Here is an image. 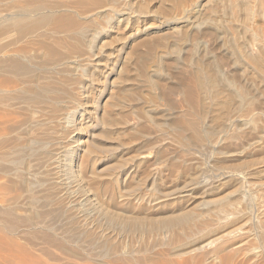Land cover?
<instances>
[{
	"label": "bare ground",
	"instance_id": "6f19581e",
	"mask_svg": "<svg viewBox=\"0 0 264 264\" xmlns=\"http://www.w3.org/2000/svg\"><path fill=\"white\" fill-rule=\"evenodd\" d=\"M152 1L0 0V251L4 253L0 252L3 255L0 259L6 255L11 258H4L5 264L10 263L8 260L16 263L15 257L19 256L25 264H51L47 262L49 259L56 264L264 262V232L256 229L257 245L251 242L256 240L251 227L264 223V203L256 204L253 211L258 200L252 199L256 200L251 204L252 212L246 205L249 211L242 208L243 183L246 189L259 187L264 193L262 170L255 167L264 161V0H154V4ZM130 23L136 27L122 55L117 53L111 58L110 54L97 51L102 55L98 58V53H93L92 48L107 32H114L122 24L125 29ZM86 28L90 31L83 36ZM108 41L107 45H111L112 40ZM109 61L113 73L103 74L102 78L109 83L110 93L102 103L97 119L102 127L96 134L117 140L116 146L133 153L131 158L128 156V166L127 159H119L120 156L108 173H113L114 182L125 175L123 186L116 191L118 198L125 197V204L137 206L186 203L158 217L122 212L104 200L97 204L100 218L120 223L126 236L108 226L110 222L106 226L100 215L96 219L87 209L75 208L76 214H70V219L74 220L71 225L76 226L77 236H72L67 230L70 224L63 229L46 220L47 214L42 212L45 209L38 211L41 205L33 203L32 191L27 193L32 199L27 206L17 200L32 182L18 173L20 169L3 165L4 161L23 160L18 153L9 159L20 136L11 139L17 130L13 132L10 127L21 111L30 115L37 110L47 115L48 124L43 122L44 136L41 133L43 137L36 142L41 146V141L48 143L46 138L51 137L61 149H57L59 155L55 158L40 155L50 160L47 169L41 167L46 176L51 174L50 184H59L58 173L62 174V168L73 161L78 174L82 173L80 176L103 177L89 168L86 155H100L111 148L77 135L80 132L75 131L76 127L83 124L77 116L88 110L81 97L83 88L78 92L76 86L90 80L93 83L99 65L106 66ZM43 123L37 122L41 126ZM24 137L22 140L29 138ZM134 142L139 144L137 148L133 147ZM10 143L13 145L9 146ZM147 148L156 150L145 152ZM165 151L169 155H162ZM44 158L42 162L46 161ZM155 163L158 166L153 167ZM225 185L234 186V190L221 194ZM64 191L56 198L57 205L67 204ZM196 193L200 196L197 199ZM47 246L59 253L53 256ZM34 251L48 257L47 263L42 260L44 256Z\"/></svg>",
	"mask_w": 264,
	"mask_h": 264
},
{
	"label": "rangeland",
	"instance_id": "374dc122",
	"mask_svg": "<svg viewBox=\"0 0 264 264\" xmlns=\"http://www.w3.org/2000/svg\"><path fill=\"white\" fill-rule=\"evenodd\" d=\"M155 3V1L153 0L152 1V4H154ZM125 25L124 24H122V25H120V26H118V28L117 29H114V32L113 31H111V32H107L106 34H105V36H104V38L102 39V40H100V41H98L97 43H96V45H95V47H96V49H95V47H93L92 48V50H94L93 51V53L94 54H96V53H98V58H100L102 55H109L110 54V56L109 57H111L112 58V56L114 55V54H121L122 55V53H123V51H125L124 49H127V46H128V44H129V41L131 40V35H132V33L135 31L134 30V28L136 27V24H134V23H130L129 25H127L126 26V28L124 29H122V27H124ZM88 28V27H87ZM85 29V30H83L82 32V35L83 36H85V34L87 33L86 31H88V33H89V31L90 30H88V29ZM120 31V32H118L117 34H116V31ZM121 30H122V32H121ZM130 31H132V32H130ZM86 32V33H85ZM130 33V35H129V33ZM88 33H87V35H88ZM120 34V35H119ZM122 34V35H121ZM118 35H119V37H118ZM125 35H127V36H125ZM109 36V37H108ZM112 36H113V38H112ZM116 37V43L114 42V38ZM120 37H122L121 39H120ZM125 37V39H127V40H125V39H123ZM128 37V38H127ZM105 39H106V41L109 43V41L108 40H112L111 41V45H107V42L105 41ZM120 39V40H119ZM117 40L119 41V42H117ZM125 40V41H124ZM122 41V42H121ZM106 43V45H103L102 46V44H105ZM115 43V44H114ZM110 44V43H109ZM126 44V45H125ZM100 45V46H99ZM111 46H112V48H111ZM98 47H99V50H98ZM104 48V49H103ZM111 49V50H110ZM112 49H113V51H112ZM119 49V50H118ZM97 51H100L101 52V54L99 53V52H97ZM103 51V52H102ZM110 53H109V52ZM117 51H119V52H117ZM105 52V53H104ZM107 52V53H106ZM112 52V53H111ZM104 53V54H103ZM101 55V56H100ZM111 62L109 61L108 63H107V65L106 66H104L103 64H101V65H99V70H101V72L99 71V70H97L96 71V73H95V77H94V79L96 78V80L94 81L93 80V83H92V81L90 80V81H86V83H85V85H83V86H81V85H77L78 87H79V89H78V87L76 86V89H77V91L78 92H81L82 91V95H81V97L84 99H82L83 100V102H85V103H87V105L84 103V105H85V108L89 111V113H90V115H89V113H88V111H85V112H83V111H80V115L79 116H77V118H78V120H80L83 124L81 125V126H77L76 128L77 129H75V131H77V133L78 132H80V133H78L77 135H79L80 137H81V139L82 140H90V139H95L98 143H100V144H102V145H104V146H106V147H108V146H110V150L108 151V152H106V153H103V154H100V155H98V154H92L93 156H90L91 154H89V156L88 155H86V158H87V165L89 166V168L90 167H92V170H95L97 173H99V174H103V177H97V176H92V175H89V176H91V178H88L89 176L88 175H85L84 174V176L82 175V176H80L82 173H80L79 172V174H78V168H77V164L75 163V161H73L72 162V164L71 165H68L70 168H68V166L66 165V166H64L62 169V171L61 172H63L62 174L59 172L58 173V179L60 180V183L59 184H56V186H54L53 185V183L52 184H50L53 180L51 179V180H49L48 178L49 177H52L51 176V174H50V176H46V173H45V170H43V169H47L49 166L47 165V163H49L48 161H50V160H48V158L50 159L51 158V156H52V158L54 157L55 158V156H58L59 155V153H57L58 152V150L60 151L61 149H59V147H57V146H55V144L53 143V141H55V140H53V139H51V137H47L46 138V140L48 139V143H47V141H41V146H40V143L38 144V142H36V139H37V141H39L40 142V137H43L44 136V134H43V132H45L44 130L46 129V127H45V122H47V124H48V117H47V115H44L43 116V114L42 113H40V112H38L37 110L36 111H34V112H32V113H30V115L29 114H27L25 111H24V113L25 114H23V111H21V113L19 112V114H17L14 118H17L18 120H20V121H18L17 119V121L16 120H13L14 121V123L15 124H13V122L11 123V127L13 126V128H11L10 127V129H12V131L13 132H16V130H17V134L16 133H13L12 131H10L11 132V134L10 135H13V137L11 136L10 138L11 139H17L16 137L18 136V135H20V136H18V138H19V140L17 139V141L16 142H18V143H16L15 145L19 148V150H18V148L15 146L14 147V154H11L10 155V157H9V159H12L14 156H15V153H18V155H21V158L23 159V160H20V159H18V160H16L15 162L16 163H12V162H10V161H4L3 162V165L5 166V167H10V168H13V167H15V168H17V169H20L19 170V172L18 173H20L22 176H23V178L27 181V182H32V184L34 185H32V184H30V186H29V189H25L24 188V190L23 191H21L20 193H19V195H18V197L17 198H20V200L19 199H17L18 201H19V203L20 204H22V205H25V206H27L28 205V203H30V201L32 200L31 199V194H30V196H28L29 194H27L28 192H30V191H32L33 193L32 194H34L35 195V199L33 200V203L35 202V204L37 205V206H40V208L42 207V209H40V208H37L36 207V205H35V208H37V209H39L38 211H42L43 209H45V210H43L42 212L44 213V214H47L46 215V220L47 221H49V222H51L52 223V221H53V225H55L56 224V226L57 225H59V226H57V227H62L63 229L64 228H67V226H69V224H70V226L67 228V230H68V233L69 234H72V236H77V233H74V231L75 230H77V228H75L76 226H74V225H71V224H74V220L71 218L70 219V217L72 216V215H75L76 214V209H81V210H84L85 209V211H86V209H87V213H90L92 216H93V218L95 217L96 219L98 218V216L101 214V213H99L98 212V208H99V205H97V204H100V202L101 201H106V202H108V204H110L111 206H113V207H115V208H117V209H119V210H121L122 212H129V211H134V212H137V213H139V214H144V213H146L148 216H150V217H158V216H162V215H166V214H169L173 209H175V208H177L178 206H184L185 205V203L186 202H184L183 201V203L182 204H178V203H176V202H165L164 204H157V205H149V206H147V205H141V206H137L136 204H128V203H126L125 204V197H120V198H118L119 197V195L117 194L118 192H116V191H118V189H119V187L121 188L123 185V182H122V180H124L123 178H124V176L125 175H122V178L120 177L119 179H118V181L117 182H114V179H113V177H112V174L111 175H109L108 173L111 171L112 172V170H113V167L116 165V160H117V158H119L120 156V158L119 159H127V161H125V165H127V164H129L130 162V155L131 154H133L132 152H129V151H127V149L125 148V147H122V146H120V147H122V149L119 147V145H117L116 146V144L118 143V141L117 140H115V139H111V138H106V137H102V136H99V135H97L98 134V132H100V130H101V127H102V125H100L101 123H100V121L99 120H97V119H99V115H101V112H102V106H103V102L105 101V100H107V98H108V96H109V93H110V87H109V83H107L106 81L104 82V79L102 78L104 75L103 74H106V73H113V70L111 71L110 70V68H111ZM110 67V68H109ZM112 69V68H111ZM102 75V76H101ZM103 80V81H102ZM103 82V86H102V83L101 82ZM91 84H90V83ZM86 84H87V86L88 87H86ZM107 84V85H106ZM85 87V88H84ZM109 87V88H108ZM83 88V89H82ZM87 88V89H86ZM82 89V90H81ZM85 89V90H84ZM81 90V91H80ZM100 90V91H99ZM102 90V91H101ZM109 90V91H108ZM109 92V93H108ZM84 94H85V96L86 97H84ZM92 95V96H91ZM91 97H94V98H91ZM97 97V98H96ZM88 99V100H87ZM94 99V100H93ZM96 99V100H95ZM86 100V101H85ZM92 100V101H91ZM87 101H89V102H87ZM91 101V102H90ZM90 104H92V105H90ZM95 109V110H94ZM35 112L37 113V114H35ZM93 112V113H92ZM44 113V112H43ZM92 113V114H91ZM32 114V115H31ZM84 114V115H83ZM42 115V116H41ZM20 116H22L23 118H20ZM28 116V117H27ZM38 116V117H37ZM29 117H30V119H33V120H29ZM41 117H42V119H41ZM43 117H44V119H43ZM47 117V118H46ZM93 117V118H92ZM96 117V118H95ZM28 118V119H27ZM45 118H46V120H45ZM92 119H96V120H92ZM22 120V121H21ZM26 120H27V122H28V124H27V122H26ZM37 120V122L38 123H43L44 124V126L42 125H38L37 124V122H35ZM32 122V123H30V122ZM99 121V122H98ZM131 122H133L134 120L133 119H131L130 120ZM23 122H26L25 124H22ZM91 122V123H90ZM18 123V124H17ZM19 123H21V125L19 124ZM34 123V125H36V126H34L33 127V124ZM36 123V124H35ZM86 123V124H85ZM90 123V124H89ZM30 124H31V126L33 127V129L31 130V128L32 127H29L30 126ZM46 124V125H47ZM88 124V125H87ZM16 125H17V127H16ZM22 125L24 126L25 125V128L23 127L22 128ZM27 125H29V126H27ZM87 126L86 128H82L83 126ZM15 126V127H14ZM21 126V128H19ZM39 126H41L42 128H40V129H38V131H37V128L39 127ZM48 126V125H47ZM36 127V128H35ZM78 127H79V129H78ZM81 127V128H80ZM15 128V129H14ZM29 128H30V131H29ZM43 128H45V129H43ZM20 129V131H18ZM23 129H25V130H23ZM26 129H27V133H29V135H30V137H29V135L26 133ZM41 129H43V130H41ZM81 129H82V131H81ZM85 129V130H84ZM23 130V131H22ZM33 130H34V132H33ZM41 130V131H40ZM29 131V132H28ZM40 131V132H39ZM23 134L22 136H21V134ZM26 134H25V133ZM37 132H39V133H37ZM84 132V133H83ZM87 132H88V134H87ZM13 133V134H12ZM32 133H36L35 135L38 137H36L34 134L32 135ZM43 134V136H42V134ZM97 133V134H96ZM25 134V135H24ZM96 134V135H95ZM15 135H16V137H15ZM91 135V136H90ZM26 136H28L29 138H30V140H29V138L26 140V138L25 137ZM33 136V137H32ZM95 136V137H94ZM22 137H24L25 138V140H22ZM35 137V138H34ZM92 137V138H91ZM94 137V138H93ZM100 137V138H99ZM33 138V139H32ZM90 138V139H89ZM32 139V140H31ZM35 139V140H34ZM51 139V140H50ZM53 140V141H52ZM23 141V142H22ZM26 141V142H25ZM28 141V142H27ZM117 141V142H116ZM22 142V143H21ZM30 142H31V144H30ZM13 143V142H12ZM20 143V144H19ZM26 143H28L27 145H25ZM37 143V145H35ZM51 143V144H50ZM114 143V144H113ZM53 144V145H52ZM112 144V145H111ZM11 145H13V144H9V146H11ZM19 145V146H18ZM31 147H30V146ZM36 147H35V146ZM53 147H57V148H52L51 146ZM139 145L138 143H135L134 142V145H133V147H136L137 148V146ZM23 147L24 146V148H21V147ZM25 146H29L28 148H25ZM33 146V147H32ZM45 148H43V147ZM51 148V150H49L50 148ZM112 146H116L115 147V149H114V147H112ZM13 147V146H12ZM47 147H48V149H47ZM157 147V149H158V147H159V145H158V143H157V146H155V148ZM16 148H17V150H16ZM31 148H33V149H31ZM38 148V149H37ZM42 148V149H41ZM113 148V149H112ZM26 150L25 151V153L26 152H28V153H24V151H20V150ZM42 151H41V150ZM56 151H55V150ZM58 149V150H57ZM44 150H48L47 152L46 151H44ZM54 150V151H53ZM116 150H117V152H116ZM126 152H125V151ZM156 149H151V150H149V148H147V149H145L144 151L146 152H154ZM18 151V152H17ZM31 151V152H30ZM38 151V152H37ZM43 151H44V153H43ZM50 151H52V152H50ZM21 152H23L22 154H23V156H22V154H21ZM33 152V153H32ZM35 152L37 153V154H35ZM39 152H41V153H39ZM54 152H56V153H54ZM110 152V153H109ZM165 152H167L166 154H164ZM165 152H163V154L162 155H164V156H167V155H169V153H168V151H165ZM31 153V154H30ZM39 153V154H38ZM43 153V154H42ZM123 153V154H122ZM131 153V154H130ZM30 154V155H29ZM34 154H35V156H34ZM45 154V155H44ZM47 154H49L48 156H47ZM58 154V155H57ZM109 154V155H108ZM14 155V156H13ZM27 155V156H26ZM37 155H43L44 157L45 156H47L48 158H44L43 156H40L41 158H44V160H46V161H44V162H46V164L44 163V162H42L41 161V158L39 157V156H37ZM82 156L83 155H85V154H81ZM111 155V156H110ZM25 156V157H24ZM33 156V157H32ZM39 157V158H37V157ZM128 156L130 157V158H128ZM259 156H261V155H259ZM24 157V158H23ZM27 157V158H26ZM89 157V158H88ZM95 159V160H94ZM99 159V160H98ZM41 162H40V161ZM43 160V159H42ZM129 160V161H128ZM23 161H25L24 163H23ZM26 161H29V162H26ZM39 162H40V164H39ZM264 161H262V162H260L259 164H258V166H257V164H256V168L258 167V168H260L259 170H262L261 171V175L262 176H260V180L262 181V182H264V173H262V172H264V163H263ZM4 163H6V164H4ZM17 163H18V165H17ZM25 163H27V164H25ZM29 163V164H28ZM35 163H37V164H35ZM43 163V164H42ZM62 164H63V162H61ZM42 164V165H41ZM69 164V163H68ZM91 164V165H90ZM263 166H262V165ZM7 165V166H6ZM12 165H14V166H12ZM20 165V166H19ZM21 165H22V167H21ZM24 165H27V166H24ZM29 165H30V167H29ZM35 165V166H34ZM38 165H40V167L38 166ZM154 166L153 167H155V166H158L157 165V163H155V164H153ZM259 165H261V166H259ZM37 166V167H36ZM44 166V167H43ZM72 166V167H71ZM76 166V167H75ZM110 166V167H109ZM113 166V167H112ZM128 166V165H127ZM8 167V168H9ZM27 167H29L28 169H27ZM33 167V168H32ZM39 167V168H38ZM41 167L43 168V169H41ZM46 167V168H45ZM21 168H25V172L24 171H22L21 170ZM38 170H37V169ZM69 170H68V169ZM77 168V169H76ZM106 168V169H105ZM122 168V167H121ZM127 168V167H126ZM33 169H34V171H33ZM41 169V170H40ZM67 169V170H66ZM75 169H76V172H75ZM26 170H28V173H26L27 171ZM35 170H36V172H35ZM74 170V171H73ZM21 171V172H20ZM32 171V172H31ZM41 173H40V172ZM29 172H30V174H29ZM37 172H39L40 174L38 175V173ZM67 172H68V174H67ZM73 172V173H72ZM110 172V173H111ZM23 173V174H22ZM26 173V174H25ZM34 173V178H35V176L37 177V178H35L36 180H34V178H32V174ZM76 173V174H75ZM28 174V175H27ZM61 174V175H60ZM64 174V175H63ZM67 174V175H66ZM105 174H107V175H105ZM25 175H27V177H30L31 176V178L29 179H27V177L25 178ZM30 175V176H29ZM41 175V176H40ZM106 177H105V176ZM39 176V177H38ZM42 176H43V178H42ZM44 176H45V178H44ZM60 176H62V177H60ZM64 176V177H63ZM66 176V177H65ZM80 176V177H79ZM88 176V177H87ZM108 176V177H107ZM109 176H110V178H109ZM115 176V175H114ZM82 177V178H81ZM84 177H87V178H84ZM261 177H263V178H261ZM40 178H42V179H40ZM64 178V179H63ZM94 178H95V180H94ZM102 178V179H101ZM106 178V179H105ZM46 179H47V182H48V184L49 185H51V186H49L48 184H46ZM58 179L56 178V181H58ZM93 179V180H92ZM97 179V180H96ZM111 179H112V181H111ZM29 180V181H28ZM37 180H45V181H42V182H44V183H42L41 181L39 182V181H37ZM92 180V181H91ZM121 180V181H120ZM62 181V182H61ZM82 181V182H81ZM110 181V182H109ZM50 182V183H49ZM120 182V183H119ZM63 183V184H62ZM83 183V184H82ZM90 183V184H89ZM117 184V186H115L116 184ZM36 184V185H35ZM38 184V185H37ZM41 184H42V186H41ZM44 184H46V185H44ZM61 184H62V186H61ZM107 184V187L105 186ZM31 185H32V188H31ZM58 185V186H57ZM81 185V186H80ZM112 185V186H111ZM245 184L243 183L242 184V189L244 190L243 191V193L245 194H243V197H244V202L246 201L247 202V204H246V202L244 203L243 202V205H242V208L243 209H245L246 207L247 208H250L249 210L251 211L252 209H253V211H255V208L258 206V205H260V204H262V203H264L263 201H264V193L261 191V189L259 190V187L258 188H254L255 189V191H254V189L252 188V190L251 189H246L245 187H247V185H245ZM38 186H40V188H41V191H39V193H37L38 192V190H40V188H38ZM111 186V187H110ZM55 187H58V188H55ZM62 187V188H61ZM81 187V188H80ZM87 187V188H86ZM116 187V188H115ZM263 187H264V184H263ZM36 188H38L37 189V191H36ZM51 188V189H50ZM63 188H64V190H63ZM224 188V189H223ZM220 191V193L221 194H229L230 192H232L233 190H234V186H227V185H225V187H223ZM226 188V189H225ZM248 188V187H247ZM32 189H34V190H32ZM45 189H46V191H47V193H49V194H46V193H44V192H46L45 191ZM62 189V190H61ZM72 193V195H71V193L68 191V190ZM114 189V190H113ZM117 189V190H116ZM51 192H50V191ZM53 190H55V191H53ZM57 190V191H56ZM60 190H61V192H60ZM67 190V191H66ZM249 190V191H248ZM251 190V191H250ZM259 190V191H258ZM63 191H64V193L66 192L67 193V195H65V196H68V198L67 197H65V199H67V201L68 202H65V203H67L66 205H57L55 202L57 201L56 200V198H58L59 196H61L62 194H63ZM255 193H254V192ZM256 191H258V192H256ZM261 191V192H260ZM24 192H26V193H24ZM41 192H43L42 194H41ZM58 192V193H57ZM61 194H60V193ZM112 192H116L115 194L114 193H112ZM226 192H228V193H226ZM246 192H247V194H246ZM249 192H250V194H249ZM252 192V193H251ZM37 193V194H36ZM54 193H56V194H54ZM74 193V194H73ZM254 193V194H253ZM27 194V195H26ZM45 194V195H44ZM55 196H54V195ZM58 194V195H57ZM71 196H70V195ZM113 194V195H112ZM251 194H253V198H252V195ZM256 194V195H255ZM46 196L47 197V199H43L44 197H41V196ZM50 195H52V196H50ZM56 195H57V197H56ZM118 195V196H117ZM199 195V193H196L195 195H194V197H196V196H198ZM248 197H247V196ZM258 195H260V197L258 196ZM20 196V197H19ZM36 196H38V197H36ZM49 196V197H48ZM74 196V197H73ZM254 196H255V198H254ZM39 197H41V198H39ZM45 197V198H46ZM52 197V198H51ZM70 197H71V200H70ZM75 197H77V198H79V199H77V198H75ZM113 197V198H112ZM115 197V198H114ZM198 197H200V196H198ZM259 197V198H258ZM262 197V198H261ZM52 199V201H50L51 199ZM54 198H55V200H54ZM75 198V199H74ZM122 198V199H121ZM262 199V202L260 201L259 202V200H261ZM23 199V200H22ZM31 199V200H30ZM42 199V200H41ZM48 199H50V200H48ZM80 199H81V201H80ZM195 199H197V197L195 198ZM252 199H256V200H258V201H256V200H254V201H256V203L252 200ZM28 200H30V201H28ZM43 200L45 201V202H43ZM47 200V201H46ZM75 200L77 201V202H75ZM118 200V201H117ZM48 201H49V204H47L48 203ZM64 201H66V200H64ZM73 201V203L75 204V206H77V207H75L74 206V204H72L71 205V202ZM79 201H80V203H82V204H80L79 203ZM98 201H99V203H98ZM22 202H24V204L22 203ZM70 202V203H69ZM39 203H41V204H38ZM84 203V204H83ZM123 203V204H122ZM170 203V204H169ZM253 203H255L254 205H253ZM259 203V204H258ZM45 204V205H44ZM47 204V205H46ZM51 204V205H50ZM56 204V205H55ZM70 204V205H69ZM86 204V205H85ZM90 204V205H89ZM93 204V205H92ZM120 204V205H119ZM122 204V205H121ZM172 204V205H171ZM254 206L253 208H252V205ZM256 204H257V206H256ZM43 205V206H42ZM80 205V206H79ZM92 205V206H91ZM95 205V207H93ZM97 205V206H96ZM116 205H118V206H116ZM164 205V206H163ZM245 205H246V207H245ZM251 207H250V206ZM47 206H49V207H47ZM51 206V207H50ZM53 206V207H52ZM56 206H57V212H55V210H56ZM63 206V207H62ZM69 206V207H68ZM80 208H79V207ZM82 206V207H81ZM86 206V207H85ZM88 206V207H87ZM167 206V207H166ZM244 206V207H243ZM249 206V207H248ZM54 207H55V209H54ZM67 207V208H66ZM71 207H73L72 209H70ZM83 207H85V208H83ZM89 207H91V208H89ZM93 207V208H92ZM47 208H52L51 210L49 209H47ZM76 208V209H75ZM158 208V209H157ZM252 208V209H251ZM36 209V210H37ZM70 209V210H69ZM75 209V210H74ZM155 209H156V211H155ZM46 210H48L47 211V213H46ZM92 210V211H91ZM96 210V211H95ZM136 210V211H135ZM248 209H245V211H249ZM60 211H61V213H60ZM67 211H70V212H67ZM75 211V212H74ZM94 211V212H93ZM147 211V212H146ZM62 212L64 213V214H62ZM74 214H73V213ZM158 212V213H157ZM252 212V211H251ZM50 213V214H49ZM69 213V214H68ZM57 214V215H56ZM60 214L62 215V217L60 216ZM65 214H66V217H65ZM70 214H72V215H70ZM93 214H97L96 216L95 215H93ZM155 214V215H154ZM49 215V216H48ZM157 215V216H156ZM65 217V218H64ZM100 217H102L101 215L99 216V218ZM69 219V221H67V220ZM102 221H103V219H104V221H105V225L107 226V224H108V222H110L109 224L110 225H108V226H110L111 228H114L115 229V231H117V232H121L122 231V229H123V231H124V226L122 227V226H120V223L118 224V222H116V221H114L113 220V222H112V220L110 221H108V219L107 218H104L103 217V219L102 218H100ZM65 220V221H64ZM63 221V222H62ZM103 221V222H104ZM65 222V223H64ZM66 222H67V224H66ZM111 222H112V224H111ZM63 224V225H62ZM66 224V225H65ZM65 225V226H64ZM113 225V226H112ZM119 225V226H118ZM122 225V224H121ZM260 226V227H259ZM73 227V228H72ZM263 227V228H262ZM120 228V229H119ZM122 228V229H121ZM251 228H252V231H253V233H251ZM250 228V233L252 234V235H254L253 237H256L255 239L256 240H252L251 239V242L255 245H257V242H258V236H256V233L257 232H264V230H262V229H264V223H262V224H260V225H253L252 227ZM72 230V231H69V230ZM119 229V230H118ZM258 231H257V230ZM259 229H260V231H259ZM262 230V231H261ZM122 231V232H123ZM257 231V232H256ZM125 232H126V229H125ZM124 233V232H123ZM121 233L122 235H124V236H126V234L127 233ZM255 233V234H254ZM254 241V242H253ZM46 246V245H45ZM45 248H48V251H49V253L50 254H52V252H53V256L55 255L56 256V253L58 252V251H56L54 248V250H52V248L51 247H45ZM52 252H51V251ZM33 251V250H32ZM55 251V252H54ZM1 252V251H0ZM35 252V251H34ZM3 252H1V254H2ZM35 253H38L41 257H43V258H46V259H43L42 258V260H44L45 262H46V260L47 259H49L48 257H46L45 255H41L39 252H35ZM59 253V252H58ZM0 254V255H1ZM4 254V253H3ZM6 255V254H5ZM58 255V254H57ZM60 255V254H59ZM1 256H3V255H1ZM6 257H7V255H6ZM5 256L2 258V259H0V260H2V261H0L1 263L0 264H2V262L5 264V260H7V259H11V258H6ZM4 258H5V260H4ZM17 258V259H16ZM13 259V258H12ZM18 259H20V256L19 257H15V262L16 263H13V261H11V260H8V261H10V263L9 264H25V263H21V259L20 260H18ZM264 260V257H263V259H262V261ZM49 261V262H48ZM76 261V260H75ZM23 262V261H22ZM47 262L48 263H51V264H56V263H54V262H56V261H53L52 259H49V260H47ZM46 262V263H47ZM53 262V263H52ZM6 263L8 264V262L6 261ZM60 262H58L57 264H59ZM264 263V262H263ZM262 262H261V264H263ZM30 264V263H29Z\"/></svg>",
	"mask_w": 264,
	"mask_h": 264
}]
</instances>
